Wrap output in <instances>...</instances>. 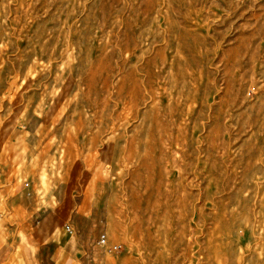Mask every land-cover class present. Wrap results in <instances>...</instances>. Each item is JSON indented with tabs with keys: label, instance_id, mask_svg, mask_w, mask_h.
<instances>
[{
	"label": "rangeland",
	"instance_id": "rangeland-1",
	"mask_svg": "<svg viewBox=\"0 0 264 264\" xmlns=\"http://www.w3.org/2000/svg\"><path fill=\"white\" fill-rule=\"evenodd\" d=\"M25 183L88 264H264V0H0V201Z\"/></svg>",
	"mask_w": 264,
	"mask_h": 264
},
{
	"label": "crops",
	"instance_id": "crops-1",
	"mask_svg": "<svg viewBox=\"0 0 264 264\" xmlns=\"http://www.w3.org/2000/svg\"><path fill=\"white\" fill-rule=\"evenodd\" d=\"M32 171L26 177L33 180ZM26 184L13 199L6 191L0 201V264H88L95 254L88 252L78 235L56 239L70 220L69 203L24 198Z\"/></svg>",
	"mask_w": 264,
	"mask_h": 264
},
{
	"label": "built area",
	"instance_id": "built-area-1",
	"mask_svg": "<svg viewBox=\"0 0 264 264\" xmlns=\"http://www.w3.org/2000/svg\"><path fill=\"white\" fill-rule=\"evenodd\" d=\"M65 230H66V232H68L69 235L72 234V229L69 226H66ZM99 244L102 245V246H106V240H105V236L104 235H102L100 237ZM118 250H119V246L118 245H112V246H110L108 248V252H110V253H116V252H118Z\"/></svg>",
	"mask_w": 264,
	"mask_h": 264
}]
</instances>
